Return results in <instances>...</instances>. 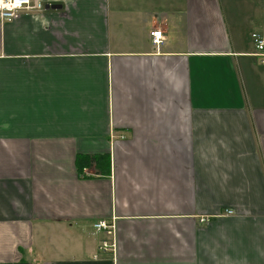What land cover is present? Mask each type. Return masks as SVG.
I'll return each instance as SVG.
<instances>
[{
    "label": "crops",
    "instance_id": "crops-1",
    "mask_svg": "<svg viewBox=\"0 0 264 264\" xmlns=\"http://www.w3.org/2000/svg\"><path fill=\"white\" fill-rule=\"evenodd\" d=\"M42 5L0 23V264H264V0Z\"/></svg>",
    "mask_w": 264,
    "mask_h": 264
},
{
    "label": "built area",
    "instance_id": "built-area-1",
    "mask_svg": "<svg viewBox=\"0 0 264 264\" xmlns=\"http://www.w3.org/2000/svg\"><path fill=\"white\" fill-rule=\"evenodd\" d=\"M42 0H0V23L14 20L20 15H34L42 9ZM153 45L158 47L162 40L161 31L155 30L150 33ZM251 38L253 44L258 51L257 56L261 59V64H264V37L259 33H252ZM226 214H232V211H225ZM95 232L103 233L107 239L100 242L98 252L113 253V226L107 221H98L92 225Z\"/></svg>",
    "mask_w": 264,
    "mask_h": 264
},
{
    "label": "trees",
    "instance_id": "trees-1",
    "mask_svg": "<svg viewBox=\"0 0 264 264\" xmlns=\"http://www.w3.org/2000/svg\"><path fill=\"white\" fill-rule=\"evenodd\" d=\"M87 156H84V157H82V156H77L76 157V166H77V169L79 170V171H81L82 169H83V167H86V166H88L89 164H88V161L85 159ZM93 158H95V157H93ZM99 159H101V160H103V161H106V159H107V157L106 156H101V157H98ZM96 160H98V159H96Z\"/></svg>",
    "mask_w": 264,
    "mask_h": 264
}]
</instances>
